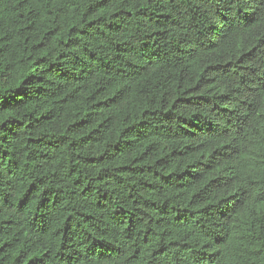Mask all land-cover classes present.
Wrapping results in <instances>:
<instances>
[{"label":"trees","instance_id":"obj_1","mask_svg":"<svg viewBox=\"0 0 264 264\" xmlns=\"http://www.w3.org/2000/svg\"><path fill=\"white\" fill-rule=\"evenodd\" d=\"M0 264H264V0H0Z\"/></svg>","mask_w":264,"mask_h":264}]
</instances>
